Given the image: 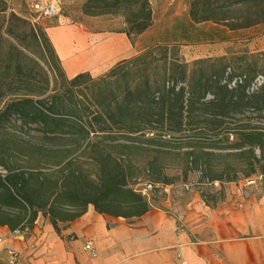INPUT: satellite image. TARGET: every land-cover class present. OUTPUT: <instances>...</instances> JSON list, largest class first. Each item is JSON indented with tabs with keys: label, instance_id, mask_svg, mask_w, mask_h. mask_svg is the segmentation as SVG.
Segmentation results:
<instances>
[{
	"label": "trees",
	"instance_id": "16d2710c",
	"mask_svg": "<svg viewBox=\"0 0 264 264\" xmlns=\"http://www.w3.org/2000/svg\"><path fill=\"white\" fill-rule=\"evenodd\" d=\"M87 4L93 14L123 15L129 36L138 35L153 23L149 0H89ZM189 17L195 24L212 22L230 30L248 28L264 22V0H190ZM29 23L12 11L6 0H0V120L7 122L15 115L24 124L36 125L42 135L34 138L51 143L55 153L52 165L56 169L48 177L34 168L17 171L0 160L6 170L0 174V226L12 228L27 215L33 221L41 210L56 227L58 221L72 220L83 213L88 204L100 213L139 216L148 205L144 194L130 182L134 172L128 152L165 148L166 135L191 131L194 138H200L218 134L229 123L224 118L237 121L247 110L264 112V80L249 91L254 78L259 74L264 77V73L248 76L227 68L214 69L216 62H210L214 69L211 72L202 67L197 70V65L209 61L197 59L192 71H176L173 67L155 79L145 73L144 67L131 78L127 72L119 75L124 64L139 67L144 63V56L156 45L115 64L98 77L104 84L121 80L115 87L96 90L89 97L85 92L78 93L80 79L89 75L81 73L65 79L68 85L59 92V87L49 86L48 76L37 69L35 59L30 58L31 65L24 60L28 57L18 41L26 40L29 31L25 34L19 29ZM30 25L34 45L44 43L56 58L54 64L48 65L53 78L56 71L64 74L47 34H38L35 25ZM208 94L211 98H207ZM64 141L68 151L92 149L95 180L87 179L79 166H72V157L63 156ZM186 153L193 154L192 148ZM9 157L7 161L11 163ZM187 164L189 172H201L200 179L218 180L208 176L204 167L191 158ZM150 181L155 183L154 173ZM8 208L20 212L11 216Z\"/></svg>",
	"mask_w": 264,
	"mask_h": 264
},
{
	"label": "crops",
	"instance_id": "0c3cea01",
	"mask_svg": "<svg viewBox=\"0 0 264 264\" xmlns=\"http://www.w3.org/2000/svg\"><path fill=\"white\" fill-rule=\"evenodd\" d=\"M160 9L152 24L131 41L124 31H91L62 16L43 19L47 37L64 75L104 76L115 64L152 46L156 41L179 44L207 40L208 29L189 17L190 0H149ZM153 13V12H152ZM212 23V22H210ZM215 38L253 39L264 44V22L230 30L215 24ZM192 29V30H193ZM191 30V29H190ZM160 32V33H159ZM257 42V43H256ZM155 188L145 194L148 209L125 218L96 211L88 204L72 220L37 216L32 229L16 235L0 226V264H264V184L241 186L232 180L216 192L185 189L184 178H169L160 166L154 170ZM90 242L95 255L85 248Z\"/></svg>",
	"mask_w": 264,
	"mask_h": 264
},
{
	"label": "rangeland",
	"instance_id": "374dc122",
	"mask_svg": "<svg viewBox=\"0 0 264 264\" xmlns=\"http://www.w3.org/2000/svg\"><path fill=\"white\" fill-rule=\"evenodd\" d=\"M6 1L12 11L30 22L29 26L23 25L19 29L25 34H28L29 31V37H26V40L18 41L23 52L29 58L24 60L31 65L30 58L35 59L39 64L37 69L45 72L48 76L49 86L59 87V92H63L68 85L65 80L67 77L56 71L53 78V73L48 66L49 64H54L56 58L44 43L37 47L30 37V24L35 25L38 34L40 32L46 33L43 25V19L46 17L38 15L34 11L33 4L38 0ZM45 1L51 4L55 12L54 16H62L71 23L82 24L91 31L126 32L128 30L123 15L120 13L93 14L91 7L87 4L89 0ZM159 11L160 9L152 5L154 18ZM207 25L208 29L203 31L194 30L191 25L185 29L186 33L189 31L193 34L207 35L209 39L187 40L182 42V44L156 41L152 45H156L153 47L152 52L144 56V63L141 62L142 64L139 67L135 64H124L122 65L123 68L119 70V75L127 72V75L131 78L138 74L139 69L142 70L141 68L144 67L145 73L149 74L151 79H155L163 75L165 71H171L173 67L176 71L183 69L186 72L192 71V63L197 59L209 60L208 63L197 65V70L202 67L211 72L217 68H227L229 71L244 73L248 76L264 73V44L256 46L255 42H253V39L260 35L248 39H212L214 34H218L214 31L216 25L210 22H207ZM152 28H154L153 23ZM136 36L131 33L129 37L131 41H134ZM210 62L218 64L212 69ZM58 65L60 66V64ZM80 82L82 85L76 90H80L78 93L85 92L89 97L96 90L102 92L106 88L115 87L121 80L104 84L98 78L86 75L80 79ZM207 98H211V95L208 94ZM1 105L2 103L0 102V107ZM239 118L237 121L224 118L229 123L224 124L225 129L218 134L194 138L193 133L187 131L184 134H175L172 137L166 135L164 139H167L168 142H165V148L147 147L146 149L131 150L128 152V158L131 160L134 172V175L130 178L132 186L135 189L141 188L142 183L145 180H151L153 173H155L153 171L160 166L164 167V172L168 173L169 178L185 179L184 170H186V165H188L190 158L194 163L201 164L208 176L218 180L205 182L204 179H200L201 173H199V170L195 169L189 172L188 178L184 181L183 187L185 189V185H187V189L213 193L220 188L222 183L224 184L229 180L234 181L232 184L243 187L264 184V176L256 178L257 175H264V112L259 113L247 110ZM41 135L42 133L37 129L36 125L24 124L15 115L11 116L7 122L0 120V160H4L6 164L11 165L20 172H29V169L34 168L42 171L48 177L53 175L56 169L52 165L55 153L51 151V143L46 139L34 138V136ZM66 145L67 142L64 141L63 156L72 157V166H79V169L83 175H86L87 179L95 180V177H97L96 164L91 158L95 153H93L92 149L84 151L72 149L68 151L67 148L69 146ZM188 145L192 146L188 147ZM191 148L193 154L189 155L186 152L191 150ZM8 155L11 157H9L10 160L12 159L11 163L7 161ZM5 172L6 170L0 165V174ZM250 178L254 179L253 183L248 182ZM155 190L154 185V188L149 192L153 193ZM7 210L11 216H15L20 212L17 208H8ZM37 216L49 218L41 210L37 211L35 218ZM34 220L30 221V215H27L23 221L12 228L9 227V229L14 234L20 235L32 229Z\"/></svg>",
	"mask_w": 264,
	"mask_h": 264
},
{
	"label": "built area",
	"instance_id": "2783aa9c",
	"mask_svg": "<svg viewBox=\"0 0 264 264\" xmlns=\"http://www.w3.org/2000/svg\"><path fill=\"white\" fill-rule=\"evenodd\" d=\"M34 6V11L36 13H38V15H41L43 17H52L54 16L55 12L51 6V4H49L47 1L45 0H38L36 2H34L33 4ZM264 80V77L263 75H257L253 82L251 83L250 87H249V91H252V90H255L257 89L263 82ZM235 81V80H234ZM234 81L231 83L232 85L234 84ZM199 173H201L199 171ZM262 176L264 175H257L256 178H261ZM205 182H211V181H208L207 179H204ZM203 181V180H202ZM249 183H253L254 182V179H249L248 181ZM195 183V182H194ZM197 184V183H196ZM186 189L188 188L187 185H185ZM154 188V184L150 181V180H145L143 183H142V187L141 188H137L141 193L145 194L149 191H151L152 189ZM85 248L87 250H90L92 255H95V251L93 250L92 248V245L90 242H86L85 243ZM8 255H9V259H8V263L9 264H13L16 259H17V254L15 251L13 250H8Z\"/></svg>",
	"mask_w": 264,
	"mask_h": 264
}]
</instances>
